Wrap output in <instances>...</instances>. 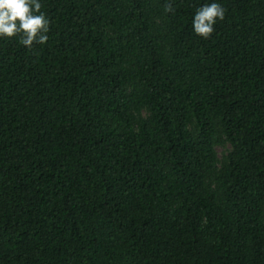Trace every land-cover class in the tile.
I'll return each instance as SVG.
<instances>
[{"label": "trees", "instance_id": "obj_1", "mask_svg": "<svg viewBox=\"0 0 264 264\" xmlns=\"http://www.w3.org/2000/svg\"><path fill=\"white\" fill-rule=\"evenodd\" d=\"M40 2L45 44L0 37V264H264V0Z\"/></svg>", "mask_w": 264, "mask_h": 264}, {"label": "clouds", "instance_id": "obj_2", "mask_svg": "<svg viewBox=\"0 0 264 264\" xmlns=\"http://www.w3.org/2000/svg\"><path fill=\"white\" fill-rule=\"evenodd\" d=\"M41 8L40 0H0V37L20 35V43L28 48L34 43L45 44L51 22ZM165 11L175 12L171 2L165 4ZM225 13V7L218 2L200 6L192 20L195 34L210 38L217 20L223 21Z\"/></svg>", "mask_w": 264, "mask_h": 264}, {"label": "rangeland", "instance_id": "obj_3", "mask_svg": "<svg viewBox=\"0 0 264 264\" xmlns=\"http://www.w3.org/2000/svg\"><path fill=\"white\" fill-rule=\"evenodd\" d=\"M218 152H219L220 154H222V153L224 152V148H223V147H218Z\"/></svg>", "mask_w": 264, "mask_h": 264}]
</instances>
